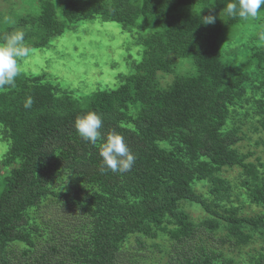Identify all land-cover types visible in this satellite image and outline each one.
Wrapping results in <instances>:
<instances>
[{
  "label": "trees",
  "instance_id": "trees-1",
  "mask_svg": "<svg viewBox=\"0 0 264 264\" xmlns=\"http://www.w3.org/2000/svg\"><path fill=\"white\" fill-rule=\"evenodd\" d=\"M61 1L68 20L89 18L95 13L106 15L114 22L131 23L128 13L136 10L129 0H117L121 11L89 2L80 5V0ZM226 2L214 0L213 3L221 11ZM179 3L182 2L177 1L175 5L168 0H141L138 12L144 18L142 24L150 25L147 14L157 15L159 18L155 23L164 27L161 37L165 41H146L147 57L138 62L135 74L128 78L137 81L135 84L139 86L135 95L142 109L136 117L127 118L119 109L118 98L111 92L97 91L84 107H80L68 97H54L51 87L41 85L29 86L27 93L19 94L11 111L0 106V123L8 131L3 138L6 142H2L6 153L4 162L18 165L6 180H0V264H13V255L22 256L15 264H160L162 250L156 249V257H150L134 248L137 245L141 247V242L128 246L133 237L144 235L152 238L157 231L167 235L171 241L169 251L164 253L165 264H183L182 261L213 264L212 257L207 255L205 246L201 247V244L206 239L211 243H222V239L203 235L202 228L210 227L212 223L207 220L194 224L185 205H199L211 220L226 221L231 223V227L233 223L243 222L229 231L230 235L242 227L249 229L248 237L250 232H254L255 237L264 235V213L257 217L237 218V213L243 209L242 201L236 194L231 197L233 187L225 178L214 177L207 201L192 189L193 178L197 177L194 175L202 179L207 173L201 165L190 164L199 156L206 158L217 170L238 166L246 168L252 179L256 174L253 173L254 164L244 163L245 156L238 155L237 149L232 147L234 142L247 139L245 131L238 138L219 132L226 115L233 114L226 104L232 102V91L242 80L240 77L235 80L233 71L218 58L216 42L221 24L218 19L213 24H203L202 17L216 16L211 11L193 15L173 14L172 9ZM49 9L52 11L51 7ZM46 13L42 20L48 19ZM239 20L225 16V23L231 25ZM49 28L53 29L52 26ZM43 42L40 43L43 45ZM177 50L192 55L196 77H179L168 89H156L146 76L154 70L168 69L162 56L168 51L177 53ZM142 79L145 80L140 83ZM226 79L229 87L215 90ZM116 92L121 94V90ZM29 96L33 105L26 109L23 105ZM263 98L258 101L262 116L251 119L254 132L264 134ZM4 101L0 94V105ZM87 111L101 115L104 121L102 136L115 130L125 138L136 156L130 171L113 173L107 168L101 170L104 166L99 152L103 140L93 145L80 138L73 126L75 118ZM191 118L196 119L194 125L189 122ZM178 126L193 127L187 138L183 137L188 146L187 153L166 152L158 143ZM203 131H214L212 142ZM260 144L257 140L254 145ZM60 169L71 170L89 187L78 196H60L62 200L58 204L46 198L53 193L54 178ZM246 179L244 176L240 180L239 189L244 188L264 204V179L260 183H249L247 187L243 186ZM29 206L35 208L34 220L37 222L30 231L36 234L39 222L42 233H38L40 236L43 234L46 240L40 238L38 242H32L30 231L25 238L21 236L19 228L27 224L24 211ZM118 208L123 217L121 222L111 229L106 225L108 227L99 236L83 231L77 240L76 233L91 214L116 215L113 210ZM15 239L20 241L14 246L23 244L28 248L20 253L8 249V244ZM195 240L196 247L188 243ZM236 243H241V239L237 238ZM186 246L192 247L187 250ZM220 257L226 264H235L230 257L222 254Z\"/></svg>",
  "mask_w": 264,
  "mask_h": 264
},
{
  "label": "rangeland",
  "instance_id": "rangeland-1",
  "mask_svg": "<svg viewBox=\"0 0 264 264\" xmlns=\"http://www.w3.org/2000/svg\"><path fill=\"white\" fill-rule=\"evenodd\" d=\"M80 5L84 2L103 5L106 8L121 11L118 7L117 0H80ZM172 9L173 14H200L203 11L215 13L219 20L220 33L217 38V55L221 63L233 71V78L240 77L241 83L232 91V102L226 104L227 109L233 114L226 115L224 125L219 127V132L228 134L231 138L242 136L245 131L247 139L234 142L232 147L237 149V154L245 156L244 163L254 164L253 173L256 177L252 179L246 168L227 167L217 170L215 166L206 161V158L199 156L195 161L190 162L193 166L201 165L206 170V175L201 179L199 175L193 178L192 189L201 194L207 201L210 196V188L214 177L225 178L231 184L233 190L231 197L235 194L242 201V210L237 213V218L257 217L264 213V204L260 200L252 197V195L244 188L239 189L240 180L247 176V183L264 179V134L253 130V116H262L259 109L258 101L263 98L264 91V6H262L261 14L248 21L239 20L236 24L225 23V15L219 11L214 0H168V2L176 5ZM186 1V3H184ZM129 4L134 6V10L130 14L131 23L114 22L106 15L92 14L89 18L78 17L68 20L62 10L64 5L61 0H0V38H3L13 30H23L25 32V40L30 48L29 55L20 58L21 75L17 77L14 88L0 90V94L5 99L1 104V109L10 110L17 102V96L21 93H27L29 86L41 85L51 87L54 97H68L72 102L84 107L89 97L97 91L111 92L115 98H118L119 109L125 113L127 118H134L142 109V104L136 97V91L139 86L133 79H128L136 72V66L142 58L147 57L148 45L146 41H165L161 37L164 27L156 24L157 15L147 14L149 26L142 24L144 18L138 12L141 0H129ZM52 8V11L49 8ZM44 12L48 19L42 20ZM220 13V15H219ZM46 22V23H45ZM143 25V26H142ZM50 26L53 29L49 28ZM43 42V45L40 43ZM35 44V45H34ZM168 65V69L154 70V72L146 77L151 79L156 89H168L176 78H195L196 69L192 55L177 50V53L168 51L162 56ZM145 79L140 81L144 82ZM21 82V83H20ZM138 83V82H137ZM227 79L219 86L217 91L228 88ZM121 90V94L116 92ZM246 100V102H244ZM264 101V98H263ZM231 105V106H230ZM201 114L197 115V121ZM191 125L196 122L195 118H191ZM208 126L210 122H207ZM216 126V125H214ZM178 126L173 133L167 135L166 139L159 142L160 148L171 153H187V144L183 141V137L192 132L193 127ZM227 132V133H226ZM205 133L209 141H213V132ZM8 131L2 127L0 123V180H6L11 174L16 164L5 163V150L3 143ZM213 134V135H212ZM203 135V134H202ZM260 141L262 144L254 145ZM3 142V143H2ZM251 154V155H248ZM259 162V164H258ZM189 168V164H185ZM18 166V165H16ZM200 178V179H199ZM53 193L47 195V201L57 202L61 204L62 197L68 198L70 195H80L85 193L89 185L84 183L80 177L75 175L71 170H58L57 178H54ZM2 188H0L1 192ZM62 196V197H60ZM56 204L57 206H60ZM190 215V218L197 222L210 221L212 225L202 228L205 232L203 235L210 234L213 238L222 239V243H211L207 240L201 244L205 246L207 255L212 257L213 264H226L225 260L220 257H230L235 264H264V235L255 237L254 232H250L247 227H242L232 235L229 231L235 230V226L242 224L238 221L233 223L224 222L216 218H212L199 205L184 206ZM100 208L104 209V207ZM121 209H115L116 215H90L86 224L79 228L76 233L77 240L80 234L87 231L94 235L102 234L106 225L114 226L123 220L119 213ZM224 212V211H222ZM27 224L20 229L21 236H26L37 222L34 220L36 215L35 208L29 206L24 211ZM39 230L42 233L41 225L38 222ZM214 226V227H213ZM108 227V226H107ZM106 227V228H107ZM18 229V230H19ZM157 231V229H156ZM32 234V242H38L40 238L46 240L38 232L30 231ZM29 232V233H30ZM167 235L157 231L152 237L136 236L130 240L129 247L135 246L138 241L142 246H136L140 254L156 257V249L162 250V259L160 264L166 263L164 253L170 249L171 241ZM210 236V237H211ZM136 240H135V239ZM241 239V243H236V239ZM13 240L8 244V249L17 251L18 253L26 250L23 244L15 245ZM196 240L188 243L196 247ZM42 244V242H41ZM183 244H186L185 242ZM192 246H186L189 250ZM76 250V249H75ZM77 251V250H76ZM155 253L153 256L151 254ZM229 253V254H228ZM20 255L11 256L13 264L21 259ZM158 260V259H157ZM188 264L187 261H182Z\"/></svg>",
  "mask_w": 264,
  "mask_h": 264
},
{
  "label": "clouds",
  "instance_id": "clouds-1",
  "mask_svg": "<svg viewBox=\"0 0 264 264\" xmlns=\"http://www.w3.org/2000/svg\"><path fill=\"white\" fill-rule=\"evenodd\" d=\"M262 6L264 0H227L221 11L230 19L239 18L248 21L261 14ZM202 18L203 24H213L217 16L209 14ZM29 52L30 48L23 30H13L0 39V90L15 87L16 79L22 71L20 58L28 56ZM32 105L33 99L29 96L23 106L30 109ZM73 126L80 138L93 145L103 140L99 152L104 166L102 171L107 168L113 173H123L132 169L136 156L130 150L125 138L115 130L102 136L104 121L101 115L87 111L75 118Z\"/></svg>",
  "mask_w": 264,
  "mask_h": 264
}]
</instances>
